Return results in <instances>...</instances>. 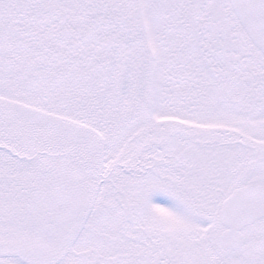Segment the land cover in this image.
I'll use <instances>...</instances> for the list:
<instances>
[{"label": "snow or ice", "instance_id": "snow-or-ice-1", "mask_svg": "<svg viewBox=\"0 0 264 264\" xmlns=\"http://www.w3.org/2000/svg\"><path fill=\"white\" fill-rule=\"evenodd\" d=\"M0 264H264V0H0Z\"/></svg>", "mask_w": 264, "mask_h": 264}]
</instances>
